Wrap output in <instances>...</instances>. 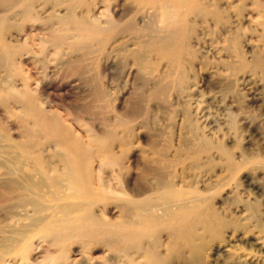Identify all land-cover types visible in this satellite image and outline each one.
<instances>
[{"label":"rangeland","instance_id":"obj_1","mask_svg":"<svg viewBox=\"0 0 264 264\" xmlns=\"http://www.w3.org/2000/svg\"><path fill=\"white\" fill-rule=\"evenodd\" d=\"M0 264H264V0H0Z\"/></svg>","mask_w":264,"mask_h":264},{"label":"bare ground","instance_id":"obj_2","mask_svg":"<svg viewBox=\"0 0 264 264\" xmlns=\"http://www.w3.org/2000/svg\"><path fill=\"white\" fill-rule=\"evenodd\" d=\"M10 1V0H9ZM30 9V8H29ZM159 9H160V11H161V13L163 14V16H164V20H165V23L166 24H171L172 23V18H173V13H172V11H170L169 9H168V7L166 6V4L165 3H163V2H160L159 3ZM29 15V14H28ZM108 22V21H107ZM108 28L107 29H112V27H113V24L111 23V22H109L108 23ZM104 30H107V29H105V28H103ZM99 31V29L98 28H95L92 32L93 33H96V32H98ZM64 34V33H63ZM56 38V37H55ZM60 38V37H59ZM59 42H62V40L60 39V41ZM58 42V43H59ZM107 165V164H106ZM187 220H188V218H184V220H179V226H180V228H182V226L185 224V222H187ZM181 224V225H180ZM159 225V224H158ZM178 226V227H179Z\"/></svg>","mask_w":264,"mask_h":264}]
</instances>
